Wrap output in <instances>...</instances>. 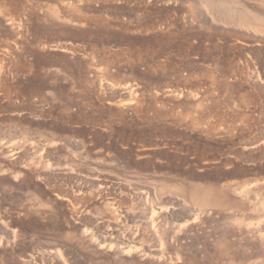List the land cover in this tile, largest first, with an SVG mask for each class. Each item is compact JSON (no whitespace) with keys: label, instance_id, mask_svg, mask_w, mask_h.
I'll return each instance as SVG.
<instances>
[{"label":"rangeland","instance_id":"1","mask_svg":"<svg viewBox=\"0 0 264 264\" xmlns=\"http://www.w3.org/2000/svg\"><path fill=\"white\" fill-rule=\"evenodd\" d=\"M263 228L264 0H0V264H261Z\"/></svg>","mask_w":264,"mask_h":264},{"label":"bare ground","instance_id":"2","mask_svg":"<svg viewBox=\"0 0 264 264\" xmlns=\"http://www.w3.org/2000/svg\"><path fill=\"white\" fill-rule=\"evenodd\" d=\"M209 2V1H208ZM245 10V9H244ZM261 23V22H260ZM101 30H104V28H102ZM100 30V31H101ZM250 32V31H249ZM102 33V32H101ZM146 76H149L148 74H145ZM193 120V119H192ZM193 122H195V121H193ZM264 229V228H263ZM261 264H264V262L263 263H261Z\"/></svg>","mask_w":264,"mask_h":264}]
</instances>
